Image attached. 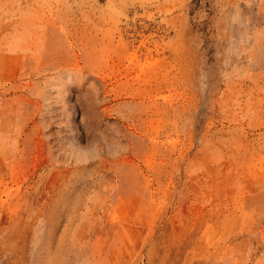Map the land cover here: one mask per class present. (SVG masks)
I'll list each match as a JSON object with an SVG mask.
<instances>
[{
  "label": "rangeland",
  "instance_id": "rangeland-1",
  "mask_svg": "<svg viewBox=\"0 0 264 264\" xmlns=\"http://www.w3.org/2000/svg\"><path fill=\"white\" fill-rule=\"evenodd\" d=\"M0 264H264V0H0Z\"/></svg>",
  "mask_w": 264,
  "mask_h": 264
}]
</instances>
